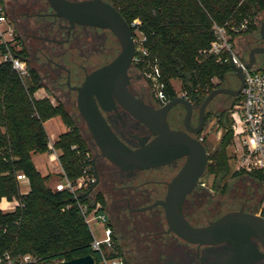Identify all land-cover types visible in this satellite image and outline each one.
Here are the masks:
<instances>
[{
  "label": "flooded vegetation",
  "instance_id": "1",
  "mask_svg": "<svg viewBox=\"0 0 264 264\" xmlns=\"http://www.w3.org/2000/svg\"><path fill=\"white\" fill-rule=\"evenodd\" d=\"M100 1L113 6L109 0ZM0 5L7 23L13 28L15 44L23 52L26 65L29 64L38 74L41 88L51 92L54 99L69 110L76 111L75 116L91 146L96 176L89 194L102 199L100 202L111 228L112 251L122 264H264V249L255 237L250 238L252 246L240 248L227 241L212 244L189 242L170 230L162 203L169 185L183 169L186 155L153 167L123 168L100 154L79 114L76 88L83 84L88 74L107 65L120 53V42L111 29L71 23L59 16L48 0H0ZM128 25L134 42L133 29ZM263 45L261 39L252 48ZM134 55L135 43L127 69V88L133 96L157 110L162 105L149 95L146 87L149 82L133 62ZM205 98L197 103L184 98L191 106L188 124L184 104L173 105L166 114L171 129L187 133L205 149L204 167L200 173L189 175L193 184L182 203L183 214L194 227L205 226L230 211L254 213L256 201L252 199L260 198L261 194L258 183L253 195L245 192L242 196L236 189L229 188L227 201L225 179L215 181V175L208 170L210 152L203 131L207 116L215 111L209 109L210 102L201 111ZM96 103L114 134L129 147L134 149L141 142L147 143L155 137L114 97L100 102L96 100Z\"/></svg>",
  "mask_w": 264,
  "mask_h": 264
},
{
  "label": "trees",
  "instance_id": "2",
  "mask_svg": "<svg viewBox=\"0 0 264 264\" xmlns=\"http://www.w3.org/2000/svg\"><path fill=\"white\" fill-rule=\"evenodd\" d=\"M109 1L128 24L134 19L141 21L140 29L147 37L150 59L159 67L167 99L177 96L171 81L178 80L187 88L190 94L187 97L194 103L204 97L202 92L196 94L194 89L208 87L211 92V80L214 77L223 78L229 69L232 70L229 63L221 64L212 55L204 57L200 54L214 40L213 25L226 27L235 45V40L251 30L257 18L264 15V0ZM244 20L248 21L247 28L233 32L232 29L239 28ZM3 50L0 47V53ZM13 53L25 60L22 51ZM261 57L264 59V54ZM136 66L142 69V64ZM27 72L26 76H20L10 62H0V201L5 198L18 203L13 211L3 212L0 209V258L28 254L35 257L38 264H45L92 254L95 264H98V257L90 246V231L73 194L48 186L49 176L42 175L33 161L36 155L48 151L44 123L54 117H60L68 128L55 139L54 146L70 180L74 181L82 175V154L91 151V147L80 129L76 114H72L62 103L57 102L55 106L48 98H35L34 94L42 84L29 64ZM49 95H52L51 92ZM233 98L232 106L238 103L240 95ZM228 122L230 125L229 116ZM229 125L222 146L209 157L210 169L215 181L225 179L230 173L260 184V198L258 201L254 199L256 207L253 212L257 213L263 194L262 176L231 171L225 153V148L232 141ZM73 145L78 147L79 153L72 149ZM18 172H23L29 180L27 194L20 192L16 179ZM225 184L228 189L226 179ZM78 198L80 203L91 206L102 200L91 193Z\"/></svg>",
  "mask_w": 264,
  "mask_h": 264
},
{
  "label": "water",
  "instance_id": "3",
  "mask_svg": "<svg viewBox=\"0 0 264 264\" xmlns=\"http://www.w3.org/2000/svg\"><path fill=\"white\" fill-rule=\"evenodd\" d=\"M48 1L59 16L65 17L71 23L107 27L115 33L120 42V53L107 65L88 74L83 84L76 88L79 114L85 120L100 154L123 168L153 167L186 155L187 160L183 169L169 185L167 196L162 203L170 230L189 242L212 244L227 241L240 248L251 245L250 238L255 237L264 249V219L257 213H246L243 210L230 211L201 227L192 226L185 218L182 203L193 184L188 177L192 172L200 173L203 169L205 149L187 133L173 130L167 123V111L173 105L180 103L186 106L185 122L188 124L191 106L186 99L176 96L155 110L129 92L127 69L134 54V42L130 27L121 14L113 6L100 0ZM259 33L264 41V20L261 22ZM259 54H264V45L251 48L248 60L240 66H235L231 57L230 65L233 74L239 80V87L213 89L204 99L201 111L203 112L205 106L218 94L239 96L244 87L241 68H251ZM112 97L153 132L155 137L147 143L141 142L134 149L122 142L108 126L96 103V100L100 102L104 99L110 100ZM45 264H95V259L92 254H87Z\"/></svg>",
  "mask_w": 264,
  "mask_h": 264
},
{
  "label": "built area",
  "instance_id": "4",
  "mask_svg": "<svg viewBox=\"0 0 264 264\" xmlns=\"http://www.w3.org/2000/svg\"><path fill=\"white\" fill-rule=\"evenodd\" d=\"M248 21L240 25L239 28H233V32H240L247 28ZM134 32L135 55L133 62L142 64L141 72L143 76L151 81L155 93V98L160 105H165L169 100L164 91V85L160 81V71L157 63L150 59V53L146 47L147 37L141 31V21L134 19L130 24ZM214 40L210 43L208 49L200 52L204 57L212 55L218 63H229L233 57L235 66H240L245 62L236 54L234 42L231 35L224 26L213 25ZM136 34V35H135ZM13 28L7 23L6 17L0 5V47L3 52L0 55L1 61L10 62L13 69L20 76H26L27 65L24 60L15 56L12 47L16 46ZM17 47V46H16ZM244 80V87L240 92V100L230 110V131L232 132V168L233 172H246L261 174V187L263 190L260 208L257 212L264 219V59L258 63L255 61L251 68H241ZM186 98L185 93L178 94ZM54 138L48 136L47 156L49 162H57L60 168V178L53 184L56 190L71 192L76 199V206L79 209L84 222L87 224L91 234V249L98 257V264H122V261L112 251L111 228L107 222L102 203L96 201L94 205L80 203L79 196L90 195L89 190L96 180L93 169L91 151H85L83 155L82 175L76 180H70L63 170L59 154L54 146ZM73 150L79 153L76 145ZM19 181L28 180L23 172L16 174ZM67 206L66 208H68ZM97 221L103 228V238L98 239L91 230V223ZM0 264H38V260L31 255H23L11 258L4 255L0 258Z\"/></svg>",
  "mask_w": 264,
  "mask_h": 264
},
{
  "label": "rangeland",
  "instance_id": "5",
  "mask_svg": "<svg viewBox=\"0 0 264 264\" xmlns=\"http://www.w3.org/2000/svg\"><path fill=\"white\" fill-rule=\"evenodd\" d=\"M264 20V15H261L260 17L257 18L256 20V25L247 32H244V34L241 37H238L235 40V52L236 54L245 62L248 60L249 57V51L252 48L253 45L260 43L261 37H260V26L261 22ZM136 35V34H135ZM12 52H16L19 50L18 47L13 46L12 47ZM2 53H0L1 55ZM257 60L259 61L258 63L262 62V57L261 54L257 56ZM0 62H1V56H0ZM143 75V74H142ZM148 86H146L149 90V95L154 98L155 93L152 87L151 81H149ZM172 86L174 88L175 93L181 94L185 93L186 95L189 94L187 88H185L182 84L181 81L178 80H172L171 81ZM211 86H213V89L215 88H220V87H230L233 89H237L240 85L239 80L235 77L233 74L232 70H228L227 73L223 76V78H217L214 77L211 80ZM145 87V88H146ZM39 90V89H38ZM196 94L199 92H202L204 97H206L209 93L210 90H208V87L204 88H199L197 87L196 89L193 90ZM40 94L43 96V98H48L50 102L53 105H57V101L54 99V96L49 95V91L42 88L40 89ZM154 96V97H153ZM203 97V98H204ZM234 101V98L230 95L227 94H218L216 95L209 103V109L215 111L214 113H211L207 116V123L204 128L203 134L205 135V141L208 146V150L210 152V155L218 150L223 143V140L225 139L228 131V116L230 118V110L234 108L232 106V103ZM69 110V108H67ZM72 114H76V111L69 110ZM79 122V120H78ZM80 124V123H79ZM46 132L49 137L56 139L61 133L66 132L68 130L67 126L63 121L60 119V117H54L49 120H47L44 123ZM230 126V125H229ZM80 129L84 132L83 127L80 126ZM230 129V127H229ZM85 133V132H84ZM86 137V136H85ZM90 145V144H89ZM91 147V146H90ZM225 153L227 157V162L230 166V169L232 168L231 164L233 162L232 160V149L229 146L225 148ZM34 163L38 167V169L49 176V180L47 185L48 186H53V184L60 178V168L57 164V162H49L48 156L46 153L40 154L38 156L34 157ZM210 162L208 163V170L211 171L210 169ZM212 172V171H211ZM228 182V189L226 192V197L227 201H229V188H234L236 189L237 193H240L242 196L243 194L245 195V192H253L255 193V182L251 181L248 178H239L237 176H232L230 173L226 176L225 178ZM22 185V184H21ZM23 189V188H22ZM233 189V191H234ZM252 193V195H253ZM260 196V195H259ZM259 198H256V201H258ZM252 201H255L252 199ZM10 206L9 209H4L3 212H9L13 211L15 206L18 204L16 201H10ZM91 230L93 234L98 238L101 239L103 238V228L100 226V224L97 221H93L91 223Z\"/></svg>",
  "mask_w": 264,
  "mask_h": 264
},
{
  "label": "crops",
  "instance_id": "6",
  "mask_svg": "<svg viewBox=\"0 0 264 264\" xmlns=\"http://www.w3.org/2000/svg\"><path fill=\"white\" fill-rule=\"evenodd\" d=\"M258 56V55H257ZM257 56H256V62H259L258 60H257ZM40 89H42V88H39V90H37L36 92H35V94H34V96H35V98L36 99H42L43 98V96L40 94ZM36 156H38V155H36ZM33 161H34V158H33ZM35 164V163H34ZM35 166H36V164H35ZM36 168L38 169V167L36 166ZM39 170V169H38ZM40 171V170H39ZM40 173L42 174V175H46V174H44V173H42L41 171H40ZM22 184V185H21ZM19 188H20V192H21V194H27L28 192H29V190H30V184H29V180H24V181H19ZM23 188V189H22ZM10 201H8V200H6L5 198H3L1 201H0V209L3 211L4 209H9L10 208V206H8L10 203H9Z\"/></svg>",
  "mask_w": 264,
  "mask_h": 264
}]
</instances>
